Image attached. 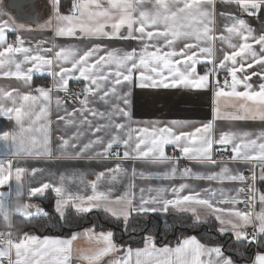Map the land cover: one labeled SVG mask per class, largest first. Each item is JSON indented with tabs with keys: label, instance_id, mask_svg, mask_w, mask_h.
<instances>
[{
	"label": "snow or ice",
	"instance_id": "1",
	"mask_svg": "<svg viewBox=\"0 0 264 264\" xmlns=\"http://www.w3.org/2000/svg\"><path fill=\"white\" fill-rule=\"evenodd\" d=\"M149 3H146V0H87L86 3L72 0L65 14L62 11L61 0H51L49 18L39 25L42 31L53 30L55 37L79 35L90 41L105 39L127 41L129 43L126 49L113 48L95 42L82 49L65 48L52 42L51 38L37 41L35 48L26 47L21 32L30 29L23 23L17 24L11 18L4 19L6 13L0 12V48H2L0 75L15 77L29 89L26 92H21L19 88H14L12 91L0 89V115L9 119L14 118L20 127L19 143L13 155L57 158L48 147V123L43 125L42 143L34 138L25 137L24 134L34 131L32 126L36 121L49 115V108L53 101L52 92H68L69 82L75 80L83 82L84 87L77 94L78 104L72 111L64 109L66 116H78V122L87 126L93 134L103 132L104 135L79 144L82 132H77L72 137L71 143L69 139L61 138L62 143L59 147L74 149L75 151L70 153L72 158H85V153L99 144L102 145L101 150L89 155H94L100 160L115 156L118 161L113 167L96 174V179L90 184L91 195H72L66 192L63 186L65 180L63 175L60 176V185L42 182L40 186L30 188L28 195L43 194L48 190L54 191L58 197L56 211L61 219H64V208L71 204L78 212H91L93 209L105 211L117 219L122 218L125 223L133 212L156 211L154 207H147L150 204H160L165 211L169 206H186L185 210H191L196 219L200 220L196 208L191 207L198 205L209 212H227L239 221L225 220L217 216L221 225L219 229L221 234H224V226L227 225L231 228L237 243L264 244V193L257 194L254 188L257 178L264 180V131L259 133L224 131L218 136L213 134L215 120L237 121L258 118L264 121V29L256 32L247 20L238 14L243 13L259 18V15L264 13V0H149ZM217 3L222 6V10H217ZM233 5L235 10H232ZM25 6L31 8L32 0H27ZM53 17L56 21L54 29ZM217 17L226 21L219 32L215 27ZM9 31L15 35L13 43L8 42ZM225 32L227 36L224 35ZM233 38L242 42L233 43ZM178 40H184V44L179 51H176L174 46ZM217 40L221 45L226 44L231 51L216 48ZM45 43H50L51 47H42L41 45ZM163 49L172 50L164 51ZM218 51L223 53L219 59L216 57ZM53 52V55H45ZM16 54H20L22 58H17ZM176 56H180L181 59L173 60L172 58ZM201 62L205 64L203 73L197 70V65ZM25 65L27 67H24ZM161 65L167 70V75L161 70ZM177 65H183V70ZM248 69L253 71L248 72ZM222 70L228 74L223 83L219 78ZM34 72H46L53 78L52 86H36L32 91L31 82ZM137 72H139L138 76ZM146 72L155 73V76ZM238 73L243 74L238 77ZM253 76L261 81L258 90H254L253 84L249 83ZM228 77L231 78L230 81ZM169 78L171 83L166 82ZM238 85H243L245 90L237 91ZM129 86L141 89L183 86L188 89L213 92L216 98L214 119L190 132H175L173 127H153L151 132L147 127L133 129L128 107L131 96ZM221 97H233L240 101L237 111L223 114L219 106ZM5 101H10L11 106H6ZM248 101L253 102L256 107L250 106ZM97 103L106 105V109L100 111L94 107ZM55 104L58 110L63 106L59 95L55 97ZM33 116L35 120L32 119ZM89 116L93 119L90 120ZM25 117L31 122L27 128L24 127ZM96 117L104 123H94ZM57 120H65V116L58 114ZM76 123V120H66V124ZM176 124L177 122H172L173 126ZM104 136L109 138L105 141ZM10 137L14 143L17 142L16 135L9 132H4L0 139L6 140ZM167 144L175 145L185 158L201 165L219 164L220 172L204 176L193 172L190 168H185L181 172L178 168L179 158L166 154L164 146ZM214 145L220 147L214 149ZM229 145H231L230 160L232 162L250 165L248 170L252 171L253 184L246 180L242 171H234L227 163L213 158L214 152H219L223 157L229 151ZM120 147H123L122 153L119 151ZM256 149L259 150L258 153ZM68 155L66 151L60 153V156ZM128 159L142 161L147 165H167L168 172L161 177L163 179L180 177L181 179L223 180L226 178L239 182L241 186L235 189L236 196L229 199L223 198V190L217 196L216 190L204 189L203 192L206 195H202L201 191L195 190L187 183L172 187L171 191L175 199L163 197L162 194L168 191L166 188L149 189L150 192L155 191L157 195L145 199L143 196L145 189L141 188L139 203H134L132 194L113 198L110 194L111 189L98 190V183L101 180L115 183L118 177L128 174L129 169L119 162ZM252 165L260 169L259 177ZM13 171L16 181L19 182L26 171H30L35 176L42 170L21 166L13 168L11 161L5 167L3 161H0V186L9 181ZM107 173L111 175H106ZM136 175L133 168L132 176L136 177ZM139 176L141 179L155 178L144 172L139 173ZM129 187H134V184ZM245 188H247V200L241 196L245 193ZM21 189L22 185L18 183L17 196L23 194ZM185 189L189 190L188 194L180 196L179 194ZM5 195L0 193V218L8 221L10 212L25 218L33 216V213L29 211L32 205L24 204L12 209L5 201ZM257 199L261 206L259 211L254 210V202ZM217 203L231 205L246 203L252 207L247 212L239 209L226 210L216 207ZM112 205H117L119 208ZM40 213H43V210L37 207V214ZM43 214L47 215V213ZM248 227L252 228L251 233L246 230ZM84 232L85 234L94 232V228L86 229ZM79 235V233H72L68 239H58L47 236L41 238L25 232L22 238L14 241L10 238V233H0V264H3L5 260L8 264H71V245ZM113 237L114 233L111 230L96 234L97 241H102L105 246L93 255L83 256V258L96 261L111 252L121 251L123 245H117ZM257 237L260 238L259 241ZM145 244L144 248L135 250L131 247L127 248V257H131L133 251L135 252V264H149L140 258L157 254H163L165 257L174 255L175 261L168 258L158 259L156 264H204V261L200 259L204 254L210 257L214 254L208 264H239L238 261L225 255L222 246L205 245L195 236L183 239L175 248L167 246L157 248L152 236L145 237ZM33 245L35 247H32ZM148 245L151 247L149 248ZM51 257L55 258L51 259ZM112 264H130V260L128 258L114 260ZM252 264H264V252H258Z\"/></svg>",
	"mask_w": 264,
	"mask_h": 264
},
{
	"label": "crops",
	"instance_id": "2",
	"mask_svg": "<svg viewBox=\"0 0 264 264\" xmlns=\"http://www.w3.org/2000/svg\"><path fill=\"white\" fill-rule=\"evenodd\" d=\"M80 3H86L87 0H78ZM72 3V0H71ZM146 3H149V0H146ZM150 6V3H149ZM217 10H222V6L217 3L216 5ZM232 10H235V6H232ZM68 11V10H67ZM0 12H5L4 19L11 18L13 21H15L17 24L23 23L25 24L28 29L30 30H23L21 32L26 47H36L37 41L44 39L48 40L51 38L52 42L56 43L57 45L63 46L65 48H74V49H82L84 46L89 45L93 42L95 43H102L104 45H109L113 48L118 49H126L128 46L127 41H120V40H96V41H90L87 39H83L79 35L77 36H66V37H55L53 30H44L42 31L39 28V25L43 24L45 20L49 18L50 12H51V0H36L34 4L33 12H31L33 15H36V18H31V21L29 22H21L14 18L13 14L9 12L7 7V0H0ZM67 14V13H65ZM242 16V18L246 19L247 22L252 26L253 29L256 30V32H260L262 29H264V13H261L259 15V18L247 16L243 13H238ZM226 23L225 20L217 17L216 20V31L219 32L222 30L221 26ZM52 24L53 29L56 25L55 18H52ZM225 36H227V33H224ZM8 42L10 43L11 40H15V35L11 33L10 31L7 33ZM242 41H238L235 38H233V43H241ZM184 40H178L174 46V50L179 51L183 47ZM42 47H51L50 43H45L41 45ZM139 47V45H137ZM258 48L259 46H255ZM216 48H223L225 51H231L227 47L226 44L221 45L220 42L216 41ZM2 50V48H0ZM151 50V49H150ZM164 51L172 50V49H163ZM55 51V49H54ZM53 53H47L45 55H53ZM222 52H216V57L219 59L222 56ZM17 58H22L20 54H16ZM173 60L181 59L180 56H176L172 58ZM202 59V56H201ZM239 59V58H238ZM70 66V65H69ZM24 67H27L26 65ZM181 70H183V65H177ZM114 68V66H113ZM256 68L258 69L259 66L257 65ZM205 69V64L203 62L199 63L197 65V70L200 73H203ZM161 70L167 75V70L163 69V66L161 65ZM14 71V68H13ZM253 69H248V72H252ZM146 74H150L155 76V73L146 72ZM243 73H238V77L242 75ZM136 75H139V72L136 73ZM222 75L228 76L227 72L221 71L220 72V81L223 83L224 79H222ZM44 78V82L41 84L37 83V79ZM159 79V78H158ZM230 81V77H228ZM70 81L69 85L71 82ZM80 82V81H79ZM166 82L171 83V79L169 78ZM261 81L258 77L253 76L251 81L249 83L253 84L254 90H258V85ZM32 91H34L36 86H44V87H51L53 84V78L49 76L46 72H34L33 73V80H32ZM83 84V82H80ZM84 86V84H83ZM122 87V86H120ZM131 90V96L130 104L128 105L129 110L131 112L132 117V128H145L147 127L149 131L151 132L153 127L156 128H162V127H173L175 132L180 131H194L196 127H201L204 123L213 121L214 119V107L216 106V98L214 97L213 92L209 91H203V90H195V89H188L184 88L183 86L177 87V88H144L141 89L136 86H129ZM14 88H19L21 92L29 91L28 88H26L21 81H17L15 77H5L3 75H0V89L6 90V91H12ZM243 85L237 86V91H244ZM59 95L61 98V92H52L53 101L49 108V115L46 117H41L40 120L36 121L35 125L32 127L34 128V131L25 133V137H31L36 139L38 142L42 143L44 138V132H43V125L45 123H48V132L47 135L49 137V149L54 153V155L57 158L53 157H28V156H15L13 153L16 152L17 146L19 143L20 138V127L16 124L15 119H9L8 117L4 115H0V137H2L4 132H9L12 134H15L17 137V142L14 143L12 138L9 139H0V161H3L5 167H7V164L9 161L12 162L13 168L16 166H21L25 168H37L41 169L42 171H38L35 176L31 174L30 171H26L22 174L21 180L19 182L15 179V172L13 171L11 178L7 183L0 186V193H5V201L11 206L12 209L17 208L18 206L29 204L32 205L29 209L33 213V216L35 215H41L37 214V207L40 205L38 202L33 201L35 197H41L45 194H37L33 196H29L28 192L30 188L38 187L42 182H50L55 185H60V176L63 175L65 177V180L63 182V186L66 189V192L71 193L72 195H91V182L96 179V174H98L100 171H104L106 168L113 167L118 161L117 159H104L100 160L96 158L94 155H89L91 153H95L96 151L101 150L102 145H94L92 149H89L87 153H85V158H72L70 153L75 151L74 149H61L59 147L60 143H62L61 138L69 139L70 143L72 142V137H74L77 132H82V135H80L79 144L87 143L90 139H95L98 136H103L104 133H95L93 134L92 131L88 129L87 126L81 125L79 121L78 116L74 117H68L65 114L64 109L67 108L69 112L72 111L73 107L78 104V101L76 102H64L62 100L63 106L58 110L55 104V97ZM6 106H11L10 101L4 102ZM240 101H237L233 97H221L219 98V106L221 109V112L225 115L229 113H234L237 111L238 105ZM250 106L256 107V105L253 104V102L248 101L247 102ZM235 105V107H234ZM94 107L98 108L100 111H104L106 109V105L102 103H97L94 105ZM65 116V120H57V115ZM243 114V113H242ZM14 117V114H13ZM90 120L93 119L91 116L88 117ZM33 120H35V116L32 117ZM76 120V124H66V120ZM175 121L177 124L175 126L172 125V122ZM31 122L28 120L27 117L24 118V127H29V124ZM94 123L100 124L104 123L103 120H101L99 117H96L94 120ZM39 129V130H35ZM113 131V130H109ZM224 131H234V132H253V133H259L261 131H264V121H261L260 119H246V120H237V121H230L226 119L221 120H215L214 121V128H213V134L215 136H218L221 132ZM137 135H141L140 133H137ZM105 141L109 138L108 136H104ZM255 138V137H253ZM39 146V143H38ZM165 152L170 157H177L179 158L178 162V168L182 172L185 168L192 169L193 172L200 174L201 176L204 175H211L216 174L220 172L219 164L216 166L208 165L204 166L201 165L195 161L189 160L188 158H185L183 154L175 147L173 144H167L164 146ZM219 145H214L215 148H219ZM115 149V146H114ZM228 149H231V145L228 146ZM119 150L121 153L123 152V147H120ZM62 151H66L69 153L68 156H60V153ZM258 149H256V152L258 153ZM123 164L124 167L129 169V172L125 176L118 177V181L115 183H112L107 180H101L98 183V190L108 191L111 189V196L113 198L125 196L128 194H132L134 198V203H139L141 192L140 189L144 188L145 191L143 193V196L145 199H149L151 197H155L157 193L155 191H149V189H157V188H166L168 189L167 192L163 193V197L166 199H175L176 197L173 195L171 189L172 187H176L180 185L181 183H187L195 190L201 191L202 195H206V193L203 192L204 189H214L217 192V196L220 195L221 190H223V198L229 199L230 197L236 196L235 189L239 187V182L230 181L228 179H214V180H208V179H181L180 177H177L175 179H163L161 178L166 172H168L167 165H147L142 161H136L132 159L119 161ZM227 163L228 166L235 170H240L242 172L249 169L250 165L246 163H234L232 161L224 162ZM254 171L257 174V177L261 174L260 169L258 167H255V165H252ZM135 168V171L137 173L136 177L132 176V169ZM144 172L146 175H150L151 177L155 178H149V179H141L139 176V173ZM106 175H111L110 173H107ZM83 181V183H81ZM257 186L256 191L257 194L264 193V180H260L257 178L256 180ZM18 183L22 185V195L17 196L16 195V188ZM134 184V187H129V185ZM50 191L55 196V204L54 208H56V202L58 197L56 196L54 191ZM189 190L185 189L184 192L180 193V196H183L185 194H188ZM41 206V205H40ZM113 207L119 208L117 205H112ZM42 207V206H41ZM149 208H156V211H147V212H140L136 213L133 212L129 218L132 215L135 214H159L162 216L167 215H174V216H184L187 218L192 219L193 221L197 222H204L210 217H217L220 216L224 218L225 220H234L236 222H239L234 216L228 215L227 212H209L207 209L198 206V205H192L191 207H195L197 210V213L200 216V220L196 219V216L193 214L191 210H185L186 206H178V207H171L169 206L167 210H162V206L160 204H150L147 205ZM216 207L221 209H239L240 210V204L231 205V204H221L217 203ZM40 208V207H39ZM43 208V207H42ZM261 208L258 199L255 201V211H259ZM66 210L70 209L73 212H75L78 215H84L88 214L89 212H78L76 211L75 207H73L71 204L65 207ZM44 210V209H43ZM56 210V209H55ZM96 209H93L95 211ZM103 213L107 214L108 216L117 219L116 217L112 216L110 213L102 211ZM13 215L21 216L15 212L9 213V219ZM32 216V217H33ZM22 218H25L21 216ZM31 217V218H32ZM128 218V219H129ZM28 219V218H25ZM217 219V218H216ZM117 220H123L122 218ZM124 221V220H123ZM218 222V229L221 228V225L217 219ZM225 232L231 233L232 230L229 226L225 225ZM251 227H248L246 230L248 231ZM86 230V229H84ZM84 230L78 232L79 234H82ZM251 230V229H250ZM233 235V234H232ZM86 237V236H85ZM43 238V237H41ZM52 238H58V239H68V238H60V237H52ZM258 238V237H257ZM78 238L73 241L71 245V264H112L114 260H120L124 258H128L130 260V264H135L136 256L135 252L133 251L131 257H127V249L122 253L119 254L117 252H111L105 256H103L101 259L96 261H90L88 259H84L81 256H91L92 254H86L88 252H93L94 250H98L100 248L101 244H99L97 241H93L91 239L85 238L81 239V241H77ZM173 246L170 248L177 247ZM32 247H35L33 245ZM146 247V246H145ZM150 248L151 246L148 245ZM144 248V247H142ZM161 248V247H157ZM135 250V249H133ZM76 251L80 252L79 254H76ZM81 255V256H79ZM226 255V254H225ZM228 256V255H227ZM214 257V254L210 257L207 254H204L200 257L202 261H204V264H208V261ZM255 257V256H254ZM13 258L14 253H13ZM55 257H51V259H54ZM172 259L175 261V256L172 255L170 257H165L163 254H157L155 256L151 257H145L142 256L140 259L142 261H147L149 264H156L158 259ZM232 258V257H231ZM46 259H50L49 257H46ZM233 259V258H232ZM234 260V259H233ZM254 260V258H253ZM235 261V260H234ZM239 264H247V263H241ZM248 264H252L248 263Z\"/></svg>",
	"mask_w": 264,
	"mask_h": 264
},
{
	"label": "trees",
	"instance_id": "3",
	"mask_svg": "<svg viewBox=\"0 0 264 264\" xmlns=\"http://www.w3.org/2000/svg\"><path fill=\"white\" fill-rule=\"evenodd\" d=\"M62 11L67 13L71 0H61ZM38 84L44 78L36 80ZM257 186V182H256ZM55 196L46 191L43 196L35 197L44 209L45 214L35 215L32 218H22L13 215L10 218L14 234L28 233L39 237L70 238L72 233H78L92 227L95 231H113V240L117 245H123L122 254L128 247L132 249L145 247V237L152 236L156 247H173L183 239L195 236L201 243L208 246L220 245L224 253L241 263H251L258 252H264V244H240L231 233L221 232L215 217H210L204 222L193 221L184 216L159 214H135L127 222L114 219L102 211L95 210L88 214L78 215L68 209L64 212V219L54 208ZM9 220L0 218V229L7 230ZM259 237L257 240L259 241Z\"/></svg>",
	"mask_w": 264,
	"mask_h": 264
},
{
	"label": "built area",
	"instance_id": "4",
	"mask_svg": "<svg viewBox=\"0 0 264 264\" xmlns=\"http://www.w3.org/2000/svg\"><path fill=\"white\" fill-rule=\"evenodd\" d=\"M14 41L15 40H12L10 43H13ZM221 77H222V79H225L226 75H222ZM83 87H84L83 84L80 83L79 81L71 82L70 85H69V91L68 92H61L62 100L64 102H76V101H78L77 100V94L81 92ZM114 150H116V149H114ZM230 156H231V151L229 150L227 153L224 154L223 157H221L219 152H214L213 158L218 160V161L229 162V161H231L230 160ZM109 158L116 159L115 156H111ZM243 175L245 176L246 180H248V182L250 184H253V182L251 181L252 171L246 170V171L243 172ZM254 188L256 189V181L254 182ZM246 193H247V188H245V193L241 194V196H242V198L244 200L248 199V196H247ZM250 207H252V206H250V205H248L246 203H240V210L241 211L247 212V211L250 210ZM254 210H255V202H254ZM251 232H252V228L249 231V233H251ZM0 233H5V234L10 233V238L13 239L14 241L18 240L19 238H22L23 234H24V233H19V234H14L13 233L12 226H11V223H10V219H9L8 229L7 230L0 229ZM3 264H8V261L5 260L3 262Z\"/></svg>",
	"mask_w": 264,
	"mask_h": 264
},
{
	"label": "water",
	"instance_id": "5",
	"mask_svg": "<svg viewBox=\"0 0 264 264\" xmlns=\"http://www.w3.org/2000/svg\"><path fill=\"white\" fill-rule=\"evenodd\" d=\"M35 1L36 0H32V7L28 8L25 6L27 0H7V7L15 19L21 22H29L31 18H36V15L31 13L33 12Z\"/></svg>",
	"mask_w": 264,
	"mask_h": 264
},
{
	"label": "rangeland",
	"instance_id": "6",
	"mask_svg": "<svg viewBox=\"0 0 264 264\" xmlns=\"http://www.w3.org/2000/svg\"><path fill=\"white\" fill-rule=\"evenodd\" d=\"M12 41V40H11ZM10 41V42H11ZM38 207H40V209H42L43 210V208L40 206V205H38ZM56 209V208H55ZM65 208H64V212H65ZM43 213H44V210H43ZM42 213V214H43ZM86 229H93L92 227H89V228H86ZM251 229V228H250ZM250 229L248 230V232L250 231ZM103 232H107V231H103ZM99 232L98 231H95L94 230V232H88L87 234H85V232H83L82 234H80L79 235V239L77 240V241H81V239H85V238H88V239H91V240H93V241H97V239H96V234H98ZM86 236V237H85ZM99 244H101L100 246V248H103L105 245H104V243L102 242V241H97ZM100 248H98V249H100ZM97 250H94L93 252H88V253H86V254H94L95 252H96ZM80 252H78V251H76V254H79ZM79 256H81V255H79ZM81 257H83V256H81Z\"/></svg>",
	"mask_w": 264,
	"mask_h": 264
}]
</instances>
